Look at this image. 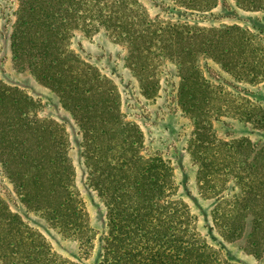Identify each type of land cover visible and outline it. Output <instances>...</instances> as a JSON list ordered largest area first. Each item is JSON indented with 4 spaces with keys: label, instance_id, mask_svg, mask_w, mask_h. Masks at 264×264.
<instances>
[{
    "label": "trees",
    "instance_id": "1",
    "mask_svg": "<svg viewBox=\"0 0 264 264\" xmlns=\"http://www.w3.org/2000/svg\"><path fill=\"white\" fill-rule=\"evenodd\" d=\"M169 1L199 14L217 5V0ZM235 3L244 12L264 9V0ZM100 31L125 50L124 63L144 90L154 82L158 61L176 64L177 105L196 126L207 122L212 111L221 115L224 101L226 113L235 107L229 95L222 98L220 88L205 80L200 55L253 84L264 78V68L255 62L262 58V47L237 26H161L138 0H18L9 37L15 68L49 89L77 125L81 141L75 142L88 186L98 192L106 210L98 264H230L199 236L188 206L175 198L173 168L162 158L143 155L142 134L126 121L116 86L72 51L78 34ZM40 109L39 101L0 79V167L18 201L16 205L0 195V264H78L53 250L31 226L29 213L40 216L45 228L78 242L86 258L98 236L76 189L68 135L41 116ZM201 147L203 142L195 143L194 151ZM249 149H255L250 142L246 147L237 140L206 142V153L196 151L192 157L200 169L202 192L213 205L214 232L233 242L250 227L248 247L261 256L264 157L257 152L247 159ZM230 181L231 190L240 193L225 200L222 194Z\"/></svg>",
    "mask_w": 264,
    "mask_h": 264
},
{
    "label": "rangeland",
    "instance_id": "2",
    "mask_svg": "<svg viewBox=\"0 0 264 264\" xmlns=\"http://www.w3.org/2000/svg\"><path fill=\"white\" fill-rule=\"evenodd\" d=\"M138 1L146 8L150 18L157 19L161 26L175 23L186 24L190 28L223 30L237 26L247 30L254 37L253 41L257 42L253 45L262 47V58L255 59V62L264 68V9L255 13L244 12L236 6L235 0H217L212 11L199 14L187 12L169 0ZM17 10L18 0H0V79L39 101L40 115L56 122L68 135L76 189L86 205L91 225L98 234L94 250L90 257L82 256L78 242L65 238L52 228H45L46 223L37 214L29 213L30 224L41 232L61 257L78 264H98L101 238L105 232V206L98 192L88 186L80 149L75 142L81 141V136L70 114L62 108L58 98L49 89L37 82L29 72L20 71L14 66L9 51V37ZM222 41L226 42L223 38ZM70 47L84 63L96 68L116 86L126 121L135 124L142 134L143 155L147 158H162L173 168L176 187L174 196L188 206L199 236L217 251L222 261L230 264H264V252L257 256L248 247L247 233L250 227L243 237L233 242L224 241L214 232L210 219L213 205L202 192V180L198 174L200 169L192 157L196 151L206 153V142L231 143L236 140L245 147L249 142L255 147L254 150L249 149L247 159L251 160L257 152L259 157H264V78L249 84L248 81L228 74L213 60L198 56V66L205 80L211 86L220 88L222 98L225 94L229 95L228 100L235 103L236 108L232 109V113H226L228 104L224 101L221 115L212 111L207 122L205 119L200 126H196L192 117L177 105L180 79L176 74V64L166 60L158 61L154 82L149 90H144L124 63L125 50L112 43L103 31L92 36L78 34ZM152 52L157 55V48ZM247 114H253V117H247ZM200 141L204 147L194 151L195 143ZM232 186L233 182L230 181L222 194L225 200H232L240 193L237 188L232 191ZM0 195L18 205L17 199L11 195V185L1 167Z\"/></svg>",
    "mask_w": 264,
    "mask_h": 264
}]
</instances>
